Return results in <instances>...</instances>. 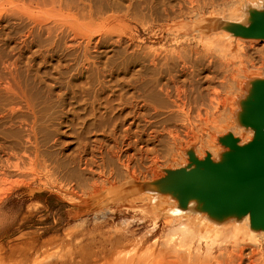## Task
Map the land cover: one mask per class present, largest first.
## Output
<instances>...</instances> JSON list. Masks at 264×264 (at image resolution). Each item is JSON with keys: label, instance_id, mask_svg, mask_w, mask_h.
<instances>
[{"label": "rangeland", "instance_id": "obj_1", "mask_svg": "<svg viewBox=\"0 0 264 264\" xmlns=\"http://www.w3.org/2000/svg\"><path fill=\"white\" fill-rule=\"evenodd\" d=\"M238 10L264 13V0H0V264H236L239 247L242 264H264V231L249 244L180 232L234 212L147 191L256 138L251 113L241 132L226 125L246 95L234 80L264 81V37L231 27ZM170 193L192 203L186 217L168 215Z\"/></svg>", "mask_w": 264, "mask_h": 264}, {"label": "bare ground", "instance_id": "obj_2", "mask_svg": "<svg viewBox=\"0 0 264 264\" xmlns=\"http://www.w3.org/2000/svg\"><path fill=\"white\" fill-rule=\"evenodd\" d=\"M71 2V1H70ZM244 2V1H243ZM145 5V4H144ZM154 6V5H153ZM167 7V6H166ZM166 7H165V9H166ZM238 6H236V8H237ZM143 9V8H142ZM170 9V8H169ZM246 9V8H245ZM148 11V10H147ZM239 12H240V10H238ZM91 14V13H90ZM216 16V15H215ZM230 16H231V14H230ZM211 17V16H210ZM225 17H227V16H225ZM224 17V18H225ZM205 18V17H204ZM228 18V17H227ZM261 18H263L264 19V13L263 12H258V13H254V11L253 10H248V11H246V12H244L243 10H241V12L240 13H238V15H236V16H234V19L235 20H237V22H234V23H232V25H231V27L232 28H236V27H244V26H246L247 25V23H250V24H252L249 28H250V30L251 29H253V30H256L257 29V26H259L260 27V23L259 22H257L256 20H259V19H261ZM200 19V18H199ZM254 21H256L254 24H253V22ZM204 22V21H203ZM82 27V26H81ZM198 27V26H197ZM78 28V27H77ZM76 28V29H77ZM75 29V28H74ZM198 29H199V27H198ZM201 29V28H200ZM77 31V30H76ZM79 31V30H78ZM202 31V30H201ZM221 31V30H220ZM215 33V32H214ZM219 33V32H218ZM218 33H215L214 35L216 36ZM222 33H224V31L222 32ZM211 35H213V34H211ZM213 35V36H214ZM230 35V34H229ZM223 36V35H222ZM226 36V35H225ZM226 40V39H225ZM225 40L223 39V41L225 42ZM238 40V39H237ZM245 40V39H244ZM250 40V39H249ZM252 41H254L255 39H251ZM231 41V40H230ZM230 41H227L228 42V44H230L229 42ZM233 41V40H232ZM232 41H231V43H232ZM240 41V40H239ZM262 41V40H261ZM234 42H235V40H234ZM254 42H256V41H254ZM263 42H264V40H263ZM262 42V43H263ZM222 43V42H221ZM250 43H251V41H250ZM253 43V42H252ZM233 44V43H232ZM222 45H224V43L222 44ZM221 45V46H222ZM236 46V45H235ZM237 46H238V44H237ZM225 47H227L226 45H225ZM229 47V46H228ZM224 48V47H223ZM258 48V47H257ZM263 48H264V46H263ZM231 49V48H230ZM218 50V49H217ZM225 49H223L222 51H223V53H225V51H224ZM219 52H220V50H218ZM217 51V52H218ZM227 52V51H226ZM257 52V51H256ZM221 53V52H220ZM219 53V54H220ZM229 53V52H228ZM221 55V54H220ZM227 55H229V54H227ZM256 55V54H255ZM243 77V76H242ZM235 81V82H234ZM233 82L236 84V87L240 90V91H242L243 93H246V95H245V100H241L240 101V103H239V105L236 107V108H232V109H230V108H228V110L230 109V115H228L229 117V119H228V122H226V125L227 126H229L230 128H235V131H237L236 130V128H238V131H240L241 132V130H242V128L241 127H236V125H235V120L237 119V120H239L240 119V116L242 115V114H245V112H246V114H245V116L247 117V118H249V116H250V113H251V108H252V105H253V103H254V101H255V96H256V94L259 92V84H255V83H253V82H249V81H244V80H242V81H239L238 83H236V80H234ZM150 84V83H149ZM235 84H234V89H235ZM156 86V85H155ZM158 86V85H157ZM232 88V87H231ZM233 88H232V90H233ZM164 89V88H163ZM237 89V90H238ZM162 90V89H161ZM231 90V89H230ZM231 90V91H232ZM231 91H229V94L231 93ZM161 92V91H160ZM168 92V91H167ZM233 92V91H232ZM234 92H237L236 91V89H235V91ZM239 92V91H238ZM159 93V92H158ZM241 93V92H240ZM238 94V93H237ZM159 95V94H158ZM157 95V96H158ZM240 95V94H239ZM251 95V98L254 100H250V101H246L247 99H248V97ZM156 97V96H155ZM233 97V96H232ZM234 98V97H233ZM227 99H229V96H228V98ZM227 99L225 98V103H226V101H227ZM143 101V100H142ZM94 102V101H93ZM108 102V101H107ZM121 102V101H120ZM146 102V101H145ZM225 103H224V105H225ZM233 103H234V101H233ZM232 103V104H233ZM146 105V104H145ZM105 106V105H104ZM115 106V105H114ZM132 106V105H131ZM179 106V105H178ZM113 107V106H112ZM121 107V106H120ZM135 107V106H134ZM92 108H94V107H92ZM115 108V107H114ZM113 108V109H114ZM133 108V107H132ZM179 108V107H178ZM107 110V109H106ZM109 110V109H108ZM179 110H181V109H179ZM115 111V110H114ZM109 112H111V111H109ZM228 112V111H227ZM88 113V112H87ZM112 113V112H111ZM110 113V114H111ZM91 114V113H90ZM100 114V113H99ZM183 115V114H182ZM224 115V114H223ZM221 116V118H225L224 116ZM100 116L102 117V115L100 114ZM108 117V116H107ZM115 117V116H114ZM114 117H113V119H114ZM117 117V116H116ZM132 117V116H131ZM134 117V116H133ZM100 118V117H99ZM198 118V117H197ZM202 117L201 116H199V118L198 119H201ZM116 119V118H115ZM133 119V118H132ZM227 119V118H226ZM226 119H225V121H226ZM109 120H112V119H109ZM114 121V120H113ZM113 121H111V122H113ZM222 121V120H221ZM225 121H223L224 123H225ZM105 123L107 122V120H105L104 121ZM115 122V121H114ZM222 122V123H223ZM109 123H110V121H109ZM218 123H220V121L218 122ZM111 124V123H110ZM108 125V124H107ZM216 124H214V128L216 127L215 126ZM218 126V125H217ZM113 127V126H112ZM111 127V128H112ZM224 127V126H223ZM250 127V126H249ZM148 130V129H147ZM253 127L251 126L250 127V130H249V134H247V135H245V133L242 135V140L244 141V142H246V141H248V140H250L251 139V135L253 134ZM113 131V130H112ZM217 131H219L218 130V128H217ZM219 132H221V130L219 131ZM237 133V132H236ZM239 133V132H238ZM137 134V133H136ZM235 134V133H234ZM145 135V134H144ZM136 136V135H135ZM129 137V136H128ZM149 137V136H148ZM148 137H147V139H148ZM210 138V137H209ZM214 138V137H213ZM216 138V137H215ZM194 140V139H193ZM214 140V139H213ZM216 140V139H215ZM154 141V140H153ZM197 141V140H196ZM196 141H194L193 143L195 144V143H197ZM199 141V140H198ZM200 141H203V140H200ZM212 141V140H211ZM122 142V141H121ZM124 142V141H123ZM147 142V141H146ZM190 142V144H192L191 143V141H189ZM205 142V141H204ZM206 142H207V139H206ZM205 142V143H206ZM126 143H128V142H126ZM139 143V142H138ZM201 143V142H200ZM212 143H213V141H212ZM216 143V142H215ZM129 144V143H128ZM131 144V143H130ZM130 144H129V146H130ZM133 144V143H132ZM102 145V144H101ZM197 145V144H196ZM201 145V144H200ZM200 145H197V146H200ZM205 145H207V144H205ZM210 145V144H209ZM128 146V145H127ZM133 146H134V144H133ZM196 146V147H197ZM217 145H215V147H216ZM211 147H214V146H211ZM84 148V147H83ZM144 148V147H143ZM202 148V147H201ZM209 148V147H208ZM146 149V148H145ZM199 150H201L200 149V147L198 148ZM198 149L196 148V151H198ZM210 149V148H209ZM118 150V149H117ZM116 150V151H117ZM120 150H122L121 149V147H120ZM120 150H119V152H120ZM211 150V149H210ZM214 151V150H213ZM90 152H92V151H90ZM118 152V151H117ZM118 152V153H119ZM127 152V151H126ZM199 152V151H198ZM203 152V151H202ZM202 152H201V154H202ZM215 152V151H214ZM122 153V152H121ZM94 154V153H93ZM95 154H97V153H95ZM187 155V154H186ZM100 156V155H99ZM120 156H121V154H117L116 155V158H117V160H119L120 159ZM188 156V155H187ZM201 157V156H200ZM80 159V158H79ZM90 159V158H89ZM95 159V158H94ZM102 159V158H101ZM99 160V159H98ZM104 160V159H103ZM102 160V161H103ZM93 161V160H92ZM91 161V163H93ZM95 161H97V160H95ZM108 161V160H107ZM109 161H111V160H109ZM109 161H108V163H109ZM183 162L185 161L184 159L182 160ZM85 162V161H84ZM89 163H90V161H88ZM99 162V161H98ZM112 162V161H111ZM110 162V163H111ZM104 163V162H103ZM102 163V164H103ZM96 164V163H95ZM95 164H92L93 166L95 165ZM107 164V163H106ZM77 165V164H76ZM81 165V164H80ZM79 165V166H80ZM85 165H87V164H85ZM91 166V165H90ZM92 166V167H93ZM108 166V165H107ZM84 168H87L86 170H89V172H90V170L92 169V168H90L89 169V165H88V167H84ZM74 169V168H73ZM72 170V169H71ZM80 172V171H79ZM78 172V173H79ZM73 173V172H72ZM74 173H75V171H74ZM75 174H77V173H75ZM84 174V173H83ZM86 174H87V172H86ZM73 175V174H72ZM79 175V174H78ZM78 175H76V176H78ZM74 176V175H73ZM83 176V175H82ZM79 178H82V177H80L79 176ZM84 178V177H83ZM86 178V177H85ZM191 179H193V176H191L190 174H187V175H185L183 172H180L179 170H177V169H171V168H169L167 171H166V173L163 175V176H161V177H159L158 179H156V180H154V181H152V183H150V185H151V187L150 188H148L147 189V191H150L151 192V197L150 198H152V199H154L155 197H159V194L161 193V192H163L165 189V187L167 186V187H169V188H177V189H179L180 191H185V189H186V191L188 190V192H192V193H195L196 191H197V189L196 188H192V187H190V186H192L191 185ZM150 180V179H149ZM135 181V178L134 177H132V176H127V179H125V181H123L124 183H126V182H134ZM145 195V194H144ZM149 196V194H146V196ZM163 195H161V197H162ZM164 198V197H163ZM160 199V198H159ZM169 199L170 200H172V202L174 201V203H172V202H170V204L172 203V206L170 207V214H168V215H170V216H172L171 215V213L173 214V215H175V216H177V218H182L183 217V215H184V213H186L185 211V209H187V208H189V209H191V205H192V203H190L187 207H185L184 208V206H183V204H181V203H177V201H175L176 200V196L175 195H173L172 193H170L169 194ZM152 201V200H151ZM159 201V200H158ZM165 201H166V198H165ZM168 202V201H167ZM157 203H159V202H157ZM164 203H166V202H164ZM154 205V204H153ZM152 205V206H153ZM154 207V206H153ZM168 207V206H167ZM166 207V208H167ZM196 209H198L197 207H196ZM149 210V209H148ZM147 209H145L144 210V212L146 211H148ZM156 210H158L157 208L155 209V211ZM168 210V211H169ZM151 211V210H150ZM154 211V210H153ZM161 211V210H160ZM198 211V210H197ZM235 211H238V210H236V208H232L229 212H234L235 214H233L230 218H227V216H222L221 217V220H217V219H215V218H213V216L214 215H211L210 213H204L203 215H202V218H201V220H199L198 222H192L191 221V219L189 220V222H187V221H181L180 223H179V227H181L180 229V232H182L181 234H183L184 232H185V234H189V235H191V237H194V236H196L197 237V239H198V241H200L201 239H205V240H207V238H209V236H214V237H210L209 239H212V238H215L216 237V239H217V237H220L221 235L223 236V235H225V238L224 239H226V237L228 236V237H230L229 239H234V240H231L232 242H241V243H247V244H249V242H251V243H255V242H253L254 241V239H255V236L257 235V234H259V231H264V230H260V228H256V226H255V222H253V220L251 219V217H250V212L249 211H247V212H244V214L241 216V215H239L238 213L240 212V211H238V212H235ZM188 212H189V210H188ZM190 213L192 214V211L190 210ZM189 213V214H190ZM193 213H194V211H193ZM196 213V212H195ZM194 213V214H195ZM193 214V215H194ZM231 215V214H230ZM157 216V215H156ZM159 216V215H158ZM185 216V215H184ZM187 216H189V215H187ZM192 216V215H191ZM195 216V215H194ZM165 218H167L166 216H164ZM174 217V216H173ZM186 217V216H185ZM184 217V218H185ZM197 217V216H196ZM201 217V216H200ZM164 218V219H165ZM169 218H172V217H168L167 219H169ZM192 218V217H191ZM194 218V217H193ZM227 218V220L228 221H225V220H223V219H226ZM186 219V218H185ZM195 219V218H194ZM166 220V219H165ZM170 220V219H169ZM169 220H167V222L169 221ZM172 220V219H171ZM179 220V219H178ZM183 220V219H182ZM187 220V219H186ZM194 221H196V220H194ZM224 221V222H223ZM179 232V231H178ZM184 235V234H183ZM172 236V235H171ZM258 236V235H257ZM260 236H262V234L260 235ZM190 237V236H189ZM257 238V237H256ZM224 239H223V241H224ZM204 240V241H205ZM212 241H215V239L213 240L212 239ZM212 241H208V242H212ZM230 241V240H229ZM229 241H227V239H226V242H223V244L224 243H228ZM258 242V241H257ZM209 243V244H210ZM207 244V243H206ZM208 244V245H209ZM212 245V244H211ZM211 245L209 246V247H211ZM237 255H236V259H235V263L236 264H242V261H243V258H244V254H243V252H242V249L239 247L238 249H237Z\"/></svg>", "mask_w": 264, "mask_h": 264}, {"label": "water", "instance_id": "obj_3", "mask_svg": "<svg viewBox=\"0 0 264 264\" xmlns=\"http://www.w3.org/2000/svg\"><path fill=\"white\" fill-rule=\"evenodd\" d=\"M259 22V21H257ZM256 31L264 37V23L259 22ZM259 92L251 108V117L256 127V138L244 146L232 140L234 151L220 163L209 158L197 161L198 168L189 174L191 187L217 210L250 212L257 224L264 223V81L259 83Z\"/></svg>", "mask_w": 264, "mask_h": 264}]
</instances>
